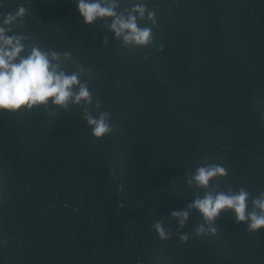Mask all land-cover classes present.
I'll return each mask as SVG.
<instances>
[{"label":"trees","instance_id":"trees-1","mask_svg":"<svg viewBox=\"0 0 264 264\" xmlns=\"http://www.w3.org/2000/svg\"><path fill=\"white\" fill-rule=\"evenodd\" d=\"M144 2L155 38L127 48L75 0H0V13L28 8L17 30L30 42L91 69L113 124L96 138L84 107L0 112V264H264V229L231 213L197 236L193 209L187 242L167 221L196 199L187 181L206 162L228 169L219 188L264 192V0Z\"/></svg>","mask_w":264,"mask_h":264},{"label":"clouds","instance_id":"clouds-1","mask_svg":"<svg viewBox=\"0 0 264 264\" xmlns=\"http://www.w3.org/2000/svg\"><path fill=\"white\" fill-rule=\"evenodd\" d=\"M76 11L85 24L103 21L107 30L127 48L147 47L154 38L158 25L156 11L144 0H75ZM28 8L23 4L7 13H0V112H17L34 107H49L68 111L74 106L84 107L82 118L92 134L103 138L113 131L111 113L104 110L102 101L90 88L91 69L79 64L71 48L41 47L17 29ZM104 31L103 28H100ZM105 32V31H104ZM102 45L108 43L105 32ZM92 106L95 111L89 110ZM228 169L219 163L206 162L197 166L187 183L197 193L196 199L184 209L170 210L175 222V234L187 242L191 232L181 231L195 209L203 223H197L195 233L215 234V221L222 212L231 213L237 223L244 222L250 231L264 229V192L253 197L245 187L219 188V181ZM162 219H155L153 228L162 240L174 233Z\"/></svg>","mask_w":264,"mask_h":264}]
</instances>
